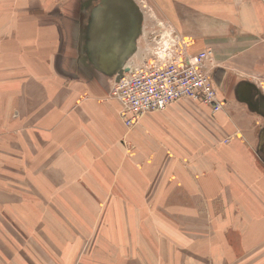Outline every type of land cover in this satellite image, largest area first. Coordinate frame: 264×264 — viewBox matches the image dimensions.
I'll return each mask as SVG.
<instances>
[{
    "label": "crops",
    "instance_id": "0c3cea01",
    "mask_svg": "<svg viewBox=\"0 0 264 264\" xmlns=\"http://www.w3.org/2000/svg\"><path fill=\"white\" fill-rule=\"evenodd\" d=\"M103 1L0 0V136L20 128L23 146L8 160L42 202L51 177H90L64 192L68 208L93 210L80 226L96 223L94 194L105 192L89 264H264V0H132L141 27L154 17L189 52L212 51L207 72L224 104L180 99L128 126L108 97L114 77L82 54ZM32 202L12 205L34 214Z\"/></svg>",
    "mask_w": 264,
    "mask_h": 264
},
{
    "label": "rangeland",
    "instance_id": "374dc122",
    "mask_svg": "<svg viewBox=\"0 0 264 264\" xmlns=\"http://www.w3.org/2000/svg\"><path fill=\"white\" fill-rule=\"evenodd\" d=\"M87 43L85 42L84 44L86 46L83 47L82 54L93 61L99 73L114 77L116 72L113 75L103 72L104 70L102 71V68L95 63L96 59H98L96 55L101 51V48L95 47L93 41L92 47L87 46ZM71 70L77 73L75 69L73 70L72 68ZM259 83L264 88V82L262 83L261 81ZM110 91L109 89L108 97H111ZM261 109L264 110L263 107ZM13 116L16 117V114L14 113ZM10 117L11 114H3L2 124H10V121L8 122ZM118 117L125 124L122 116V107L118 110ZM10 120L15 119L11 118ZM18 120L19 122L24 121L25 115L18 118ZM10 131L13 134L12 138L10 136L5 137V134L9 132L6 127L2 128L0 136V139H2L0 151L5 155L3 156V161H5L4 165L7 167L0 162V216L4 222L1 227L3 250L0 251V264H89L92 259L90 251L96 245L95 234L100 233L103 227L98 223L101 222L106 213L104 207L105 192H96L94 194L97 197L99 196L98 198L101 200L98 202V216L93 218L98 225L96 223L90 225L85 223L80 226L77 221H89L93 210L68 208L73 205L63 202L66 197L73 196V187L76 182L78 184L85 183L90 178L88 176L61 177L60 183L57 182L55 177H51L50 197L42 202L41 194L32 193L29 190L31 184L27 182L26 171L8 160V155L10 156L11 153L20 151L23 147L16 140V136L21 132L20 128L11 129ZM14 144L16 147L11 148ZM36 152L35 149L33 151L29 150L30 154H35ZM22 154H26L25 149ZM68 189L71 192L65 197L64 192ZM32 198L35 201L31 203L32 208H34V214L30 210L31 208L24 210L25 205H12L21 202L29 203ZM5 204L8 205L2 208V205ZM6 209H13L14 213L11 214ZM21 210L26 212V214H20ZM47 220H50V223H47ZM15 234L20 238L19 241L16 240ZM75 237L78 238V241H76ZM44 249L49 250V256H44ZM9 250L11 254H8Z\"/></svg>",
    "mask_w": 264,
    "mask_h": 264
},
{
    "label": "built area",
    "instance_id": "2783aa9c",
    "mask_svg": "<svg viewBox=\"0 0 264 264\" xmlns=\"http://www.w3.org/2000/svg\"><path fill=\"white\" fill-rule=\"evenodd\" d=\"M149 19L152 24L139 27L132 52L124 59L121 73L115 74L110 91L121 104L125 124L132 125L141 115L164 110L180 99L219 111L224 102L207 72L212 51L189 52V40L166 23Z\"/></svg>",
    "mask_w": 264,
    "mask_h": 264
},
{
    "label": "water",
    "instance_id": "95a60500",
    "mask_svg": "<svg viewBox=\"0 0 264 264\" xmlns=\"http://www.w3.org/2000/svg\"><path fill=\"white\" fill-rule=\"evenodd\" d=\"M103 2L105 6H109L102 7L101 12L104 14L96 25V38L93 41L97 42L95 47L101 48V51L96 55L98 59L95 63L109 74H120L124 59L132 52L133 40L140 27L141 13L132 0ZM123 28L126 31L122 33ZM121 38L127 39V46L123 42L121 45Z\"/></svg>",
    "mask_w": 264,
    "mask_h": 264
}]
</instances>
